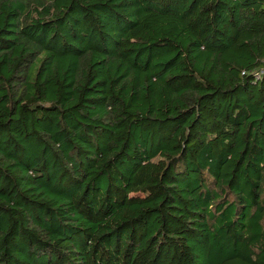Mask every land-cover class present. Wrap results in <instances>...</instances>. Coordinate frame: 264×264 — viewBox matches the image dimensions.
<instances>
[{"label": "trees", "instance_id": "obj_1", "mask_svg": "<svg viewBox=\"0 0 264 264\" xmlns=\"http://www.w3.org/2000/svg\"><path fill=\"white\" fill-rule=\"evenodd\" d=\"M0 264H264V0H0Z\"/></svg>", "mask_w": 264, "mask_h": 264}]
</instances>
